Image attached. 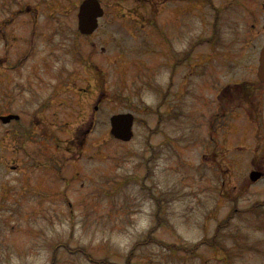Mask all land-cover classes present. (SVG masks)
I'll list each match as a JSON object with an SVG mask.
<instances>
[{"label":"rangeland","instance_id":"374dc122","mask_svg":"<svg viewBox=\"0 0 264 264\" xmlns=\"http://www.w3.org/2000/svg\"><path fill=\"white\" fill-rule=\"evenodd\" d=\"M47 1L0 0V114L30 106L33 94L43 99L45 86L33 94L31 87L56 74L55 63L53 73L40 75L24 67L19 46L29 41L31 15L21 11L11 17L28 3L42 11ZM189 1L181 0L178 22L166 26L164 45L172 51L163 56L160 23L151 13L147 16L155 18V26L139 28L138 37L130 24L117 21L103 27L107 36L94 40L102 67L95 100L93 76L84 71L80 44L54 35L53 46L65 51L58 56L74 68L63 85V107L57 104L62 117L57 129L69 150H54L61 158L59 172L32 162L22 166L26 169H12V142L3 141L0 126V264H108L102 259L116 264H264V176L258 181L249 176L257 166L264 170L259 49L257 43L247 48L235 36L237 31L229 29L216 48L227 53L225 64L207 57L198 60L212 52L199 34L201 20H209L213 8L205 6L207 0H195L192 9ZM62 10L54 16L77 18V10L74 16ZM223 13L220 5L213 15L221 18ZM60 29L59 34L66 30ZM72 30L67 33L74 35ZM36 40L35 46L45 45ZM82 46L87 50V44ZM103 46L107 50L100 52ZM173 47L179 48L176 70ZM48 50L50 44L41 55ZM109 54L117 56L118 66ZM241 77L256 84L248 102L218 93ZM180 81L183 92L175 104L181 116L173 110V117L162 119L160 98ZM96 104L97 121L84 137ZM171 104L161 110L172 109ZM123 111L135 114L129 141L110 132V115ZM211 118L215 133L209 129ZM46 126L53 131L50 123Z\"/></svg>","mask_w":264,"mask_h":264},{"label":"flooded vegetation","instance_id":"af4514ba","mask_svg":"<svg viewBox=\"0 0 264 264\" xmlns=\"http://www.w3.org/2000/svg\"><path fill=\"white\" fill-rule=\"evenodd\" d=\"M81 1L82 0H69V2L66 3L64 0H48L47 2H44L47 7L42 8V11L38 7L33 8L32 5L28 3L18 7L17 11L12 12L11 14L13 19H15L21 11L31 15L30 21L32 22V27L29 36L19 35L21 38H27V36L29 38V41H25L27 44L19 46V48H21L20 60L21 58L24 59V67L29 68L31 73L40 75L41 71L53 73L54 63L56 64L54 68L55 75L48 77L47 79L49 80L40 79L37 85L35 83V87H31L33 89V92L31 93L33 94L34 90L36 91L37 88L42 89L45 86V94L41 97L43 99L38 101V99H36V94H33L34 98L31 101L32 103L30 106L24 107L23 105H19L13 111H5L0 114V126L4 131L2 139L4 142H7L8 139L12 142V147L8 148L16 158L14 164L10 163L12 169L18 170L20 167L26 169L25 164L27 162H32L33 165L36 164L35 167L48 166L54 171L59 172L62 170L59 166L61 164V158L60 155L54 152V150H69V147L63 146L64 142L67 141V138L63 140V132H60L57 129L59 128L57 123L62 122L60 119L62 117L57 115L60 111L57 110V104H60V109L63 107V90L66 87L63 85H67L66 80L68 81L69 79V71L74 68L70 69L68 59L61 60L58 56L59 52L65 53V51H59L58 46H53L54 35L63 36L66 40L74 38L73 43L80 44L79 51L84 56V71L88 72L89 70L91 73H88L93 76V100L98 97L97 92L100 87L98 81L102 71L101 59L97 58V56L95 57L97 43L94 40L95 38H100L103 34L107 36V30L103 32V27H109L111 24L118 21L122 26H133L138 29L136 35V37H138L139 32L143 30L147 24L155 26V18H148L147 16L148 13H151L150 16L157 17V22L160 23L159 31L161 34L157 31L156 32L162 43V56L165 52L169 53L172 51L167 49L164 45L167 36L166 26L168 23L175 21L178 22L181 14V0H155V3H153L152 0H110V3H107L105 0H99L103 7V14L98 19L97 27L92 32L88 33L81 31L78 25V18L68 21L54 16V11L59 7H63L62 13L65 15L72 14V16H74L76 10L78 15L79 8H76V5ZM193 1H189L191 7H193ZM208 1L214 8L218 5V3L214 4L213 0ZM220 2L224 9V18L221 19V21H223L221 26L231 27L233 31H237V35L235 36L245 42H264V0H220ZM41 13L45 14V19L38 20L37 18ZM38 21H43L45 24L40 25ZM127 24L130 25L128 26ZM38 26L42 27L38 28ZM71 26L73 27L72 32L74 35L67 33V30H69V27ZM60 28L66 30L62 34H59L58 32L61 30ZM139 28H141V30H139ZM36 32H38V35H36ZM147 32L151 33L152 31L149 32L147 30ZM108 34L110 35L111 32ZM36 39L41 40L38 42H45V45L41 48L35 46L34 43L37 42ZM82 43L87 44V50H84ZM49 44L50 50L41 55V51L48 49ZM106 50V46H103L100 52H105ZM38 52H40V54L37 57H34ZM173 54L176 56L173 69L176 70L178 65L177 55L179 54V48L173 47ZM111 58L114 59L116 64L118 61L117 56L115 54H109L108 59L111 60ZM116 65L118 66V64ZM51 81H54V84L51 87V90L46 93ZM98 83L99 87L97 86ZM180 83L181 81L176 84L175 88L172 90L167 87L164 97L160 98L159 108L162 117L173 116V110H176L178 113L179 108H176L177 104L175 103H178V98H180L182 93V85ZM55 87L59 88L55 89ZM99 97L101 98V96ZM168 102H172L170 105L172 109L165 107L161 110ZM98 107L97 104L94 105L90 119L87 115L90 122L86 130L82 133L84 137L91 132L93 125L97 121ZM10 113L17 114V116L12 117L8 121H5L1 117L4 114ZM48 123L52 125V132L45 130ZM62 178L65 179V176Z\"/></svg>","mask_w":264,"mask_h":264},{"label":"water","instance_id":"95a60500","mask_svg":"<svg viewBox=\"0 0 264 264\" xmlns=\"http://www.w3.org/2000/svg\"><path fill=\"white\" fill-rule=\"evenodd\" d=\"M102 13L97 0H84L80 5L78 14L79 28L82 32H91L97 26L98 16ZM258 76L264 82V46L260 53V63L258 67ZM15 115L4 116L3 119L8 121ZM134 115L131 112L116 113L111 116V132L117 138L129 140L133 136ZM262 172L253 170L250 176L253 180L258 179Z\"/></svg>","mask_w":264,"mask_h":264},{"label":"trees","instance_id":"16d2710c","mask_svg":"<svg viewBox=\"0 0 264 264\" xmlns=\"http://www.w3.org/2000/svg\"><path fill=\"white\" fill-rule=\"evenodd\" d=\"M205 239H206L208 242H209V240H210V239H208V238H204L203 240H205ZM147 240H148V238L146 239V241H147ZM211 242H212V241H211ZM211 242H210V243H211ZM133 251H134V250H133ZM133 251H132V252H133ZM107 260H108V259H107ZM107 260L102 259V260H99V261H100V262H103V263H108V264H116V263H114V262H109V261H107Z\"/></svg>","mask_w":264,"mask_h":264}]
</instances>
